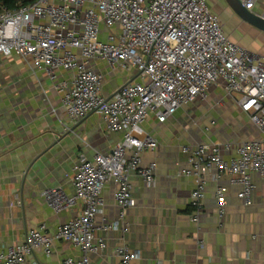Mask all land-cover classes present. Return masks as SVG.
I'll return each instance as SVG.
<instances>
[{
    "label": "built area",
    "instance_id": "2783aa9c",
    "mask_svg": "<svg viewBox=\"0 0 264 264\" xmlns=\"http://www.w3.org/2000/svg\"><path fill=\"white\" fill-rule=\"evenodd\" d=\"M241 1L253 10L258 0ZM0 54L44 69L71 120L99 113L107 132L123 134L110 151L79 156L73 192L61 187L43 190L55 213L79 203L80 213L51 235L44 224L29 229L21 243L0 250V264H39L28 256L39 248L50 253L56 240L71 242L82 252L78 259L66 257L59 264H91L90 255L108 246L106 238L95 237L107 182L117 183L114 196L121 211L118 219L98 227L106 232L124 226L133 203L131 175L136 173L147 184L155 181L157 163L142 164V152L157 146L145 122L151 116L164 122L186 104L206 99L214 84H222L236 98L262 136L236 143L230 159L222 156L224 149L234 147L230 142L183 146L190 167L182 173L197 181L192 219L198 220L205 195L202 168L229 175L232 184L241 186L238 196L245 203L251 202L252 174L264 178V55L232 40L207 0H0ZM98 62L112 70H134L138 79L106 96ZM216 197L221 217L227 204L223 187L216 189ZM115 253L118 264H138L139 251L127 244L116 246Z\"/></svg>",
    "mask_w": 264,
    "mask_h": 264
},
{
    "label": "crops",
    "instance_id": "0c3cea01",
    "mask_svg": "<svg viewBox=\"0 0 264 264\" xmlns=\"http://www.w3.org/2000/svg\"><path fill=\"white\" fill-rule=\"evenodd\" d=\"M207 1L232 40L264 55V31L242 20L226 0ZM216 7L224 11L223 18ZM253 10L264 14V0H258ZM95 66L105 75L106 96L124 82L138 79L134 70H112L106 62ZM59 75L66 73L60 71ZM203 102L207 121L198 132L185 127L197 108L189 105L194 101L164 122L154 116L145 122L157 146L142 152V164L157 163L155 181L147 184L136 173L131 175L133 203L125 212L126 228L108 232L98 227L118 219L121 208L114 196L117 183L107 182L96 215L95 237L106 238L108 246L90 255L91 264H118L115 248L120 244L139 251L138 264H264V178L260 174H252L251 202L245 203L238 196L241 186L232 184L229 175H218L215 168H202L205 195L200 201L198 220L192 219L196 212L192 193L197 181L196 176L182 173L190 167L189 153L183 151V146L215 140L230 142L234 147L222 152L224 158L230 159L235 156L236 143L262 136L222 84L210 86ZM122 137V132L106 131L99 113L71 120L61 94L44 69L18 56L0 54V250L21 243L29 229L42 224L46 233L54 234L79 214L80 203L55 213L43 197V190L61 187L73 192L72 178L79 156L108 152ZM218 187L224 188L227 199L221 217ZM81 255L71 242L56 240L50 253L39 248L28 259L39 264H59L66 257L78 259Z\"/></svg>",
    "mask_w": 264,
    "mask_h": 264
},
{
    "label": "water",
    "instance_id": "95a60500",
    "mask_svg": "<svg viewBox=\"0 0 264 264\" xmlns=\"http://www.w3.org/2000/svg\"><path fill=\"white\" fill-rule=\"evenodd\" d=\"M226 2L242 20L264 31V15L246 8L241 0H226Z\"/></svg>",
    "mask_w": 264,
    "mask_h": 264
},
{
    "label": "rangeland",
    "instance_id": "374dc122",
    "mask_svg": "<svg viewBox=\"0 0 264 264\" xmlns=\"http://www.w3.org/2000/svg\"><path fill=\"white\" fill-rule=\"evenodd\" d=\"M215 10L217 11V13H219L220 17L223 18L224 11H220L219 8H217V7ZM227 28H229V24H226V29ZM191 104H195L197 108H195V110L192 112L191 117L186 120V126L185 127L190 132H198L202 128H204L206 121H207V116H205V114L203 113L204 102L202 99H196L194 101V103H190L189 105H191Z\"/></svg>",
    "mask_w": 264,
    "mask_h": 264
},
{
    "label": "trees",
    "instance_id": "16d2710c",
    "mask_svg": "<svg viewBox=\"0 0 264 264\" xmlns=\"http://www.w3.org/2000/svg\"><path fill=\"white\" fill-rule=\"evenodd\" d=\"M6 3H12V0H4Z\"/></svg>",
    "mask_w": 264,
    "mask_h": 264
}]
</instances>
